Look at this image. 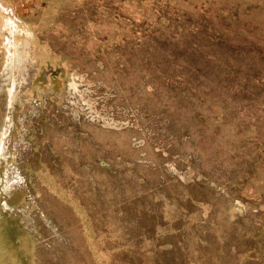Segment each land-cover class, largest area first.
I'll return each mask as SVG.
<instances>
[{
	"label": "rangeland",
	"instance_id": "1",
	"mask_svg": "<svg viewBox=\"0 0 264 264\" xmlns=\"http://www.w3.org/2000/svg\"><path fill=\"white\" fill-rule=\"evenodd\" d=\"M0 264H264V0H0Z\"/></svg>",
	"mask_w": 264,
	"mask_h": 264
}]
</instances>
